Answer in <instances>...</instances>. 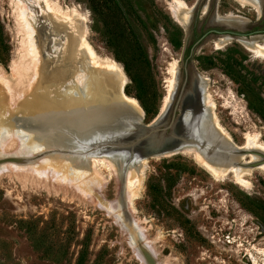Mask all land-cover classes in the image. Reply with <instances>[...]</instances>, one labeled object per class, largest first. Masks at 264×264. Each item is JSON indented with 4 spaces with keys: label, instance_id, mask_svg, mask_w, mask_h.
<instances>
[{
    "label": "rangeland",
    "instance_id": "1",
    "mask_svg": "<svg viewBox=\"0 0 264 264\" xmlns=\"http://www.w3.org/2000/svg\"><path fill=\"white\" fill-rule=\"evenodd\" d=\"M116 1L119 10L111 0H0V29L6 44L5 50L0 47V133L9 138L0 144V165L5 161L22 165L21 158L11 154L26 137V145L40 147L38 162L45 155L53 158L62 182L55 175L51 183V174L45 179L28 176L25 168L0 171V264H264V169L251 168L245 174L249 185L241 186L232 173L214 176L190 152L147 156L141 168L134 162L140 184L130 202L126 196L130 191L118 175L91 167L73 135V143L63 144L57 136L39 140L30 127L22 131L8 125L16 107L31 109L33 105L25 101L33 90L44 88L35 83L51 73L42 74L41 63L59 65L68 38L52 26L73 21L82 24L81 42L91 49L87 69L107 74L112 72L107 63L117 64L126 78L119 99L125 104L130 103L124 97L133 99L139 107V118L123 120L114 133L97 138L116 143L117 147L107 145L115 152L135 147L131 139L121 137L123 130L137 136L140 126L159 114L171 70L175 68L183 78L190 66L208 79L214 115L239 155L238 147L247 135L264 144V58L248 51L238 41L241 37L227 35L230 39L217 48L214 41L224 35L205 33L210 28L242 32L264 28V0H258L260 14L238 0H203L187 27L171 15L172 0ZM182 1L192 9L197 2ZM206 2L208 10L203 11ZM212 15L240 17L242 25L214 20ZM24 21L31 26L34 51L28 48ZM251 37L264 43V34ZM196 40L186 59V50ZM208 118L213 126V118ZM253 151L244 153L243 168L255 162ZM65 161L68 169L63 172H71L70 184L63 182L66 178L60 172ZM128 161L127 156L120 172ZM42 164L40 169L46 166Z\"/></svg>",
    "mask_w": 264,
    "mask_h": 264
},
{
    "label": "bare ground",
    "instance_id": "2",
    "mask_svg": "<svg viewBox=\"0 0 264 264\" xmlns=\"http://www.w3.org/2000/svg\"><path fill=\"white\" fill-rule=\"evenodd\" d=\"M238 1L241 4L253 5L256 8V11L260 14L261 6L258 3V0H238ZM202 10L203 11L208 10L207 2L203 6ZM170 12L173 18L176 21L180 22L183 26L187 27L190 24L192 18L191 15L192 7L186 5L182 0H172V4L170 6ZM58 13L59 12H57L56 15ZM212 18H214V20L215 19L220 21L222 20L228 24H232L236 26H241L242 25L241 19H243L240 17H217L214 15H212ZM24 27L27 36L29 38L28 48L34 51L35 45L31 38L33 33L31 26L27 21H24ZM52 28L53 31L57 33L61 28L64 31V34L68 38L66 47L62 52L63 54L62 55L60 54L61 60L60 62H58L59 65L57 66L52 65L50 67L47 64L41 63L40 65L41 73L44 75L49 74V72L51 73L46 77L42 76V78H40L38 82L35 83L36 87L43 86L44 88H42L41 91H37L36 89H35L36 91L33 90L34 92L32 93V95H30L31 97L25 101V104L33 105L31 106L32 107L31 109L25 110L23 106L22 108L18 106L16 107V110L14 114H12L10 122H7L8 125L12 124L17 128H19V130L25 129L26 127H30V129L31 128L33 129L35 138L36 139L40 138L39 140L43 139L46 141H50L52 137L55 136H57V138L58 137L61 138V141L59 139L60 141L59 143L64 142L65 144L67 142H70L72 138H74V141L80 140L79 143H80V148L82 149L81 151H83L82 153L88 159L90 166L99 169L105 168L109 172L113 171L114 173H116L118 175V178L122 180L124 187L126 186L129 188V189L127 188V190H129L130 192L127 193L126 196L130 200V202H131V198L136 194L140 184L139 180L137 179L138 177H136V172H135L136 167H134L135 165L134 162H136L137 166L141 168L143 167V165H145L147 156L163 157L181 152H190L193 154L194 158L201 165H203L206 169H208L211 172V174H213L216 177H224L228 173H232L235 182L240 184L241 186L249 185V182L246 179L245 174H248L251 171V168L256 167V168L264 169V156L261 155L264 154V144L259 143L255 135L253 136L247 135L245 143L238 147L241 150V153L239 155L238 151L235 149L236 145L230 143L229 141L231 140L230 136L223 130L221 126H219L217 122V118L214 115L213 109L215 107V103L213 101L211 93L208 91L207 88L208 79L201 75L198 76L197 73H195V76L192 79V84H191L192 88L187 89V95H186L187 97H185V99L187 98L190 100L192 98L200 102L202 107H204L208 111L207 116L213 118L214 128L218 129L222 134L225 135L226 139H224V136L222 134L221 135L223 137L216 136L215 132L218 134L217 132L218 130L213 129L212 127L209 128L208 125H206L207 123L205 124L206 126L205 131L209 134H212V136H215L216 144L221 152L210 153L207 150H200V148H198L195 144H190V143H185L181 146H176L164 152L159 150L147 151L149 147L154 146L155 142H153V140L143 141L141 145L135 146L134 148L130 149V151L128 152L127 151L115 152V149L112 150L110 146L117 147L115 146L116 143H109V142L108 144L107 142L102 143L103 140H107L105 137L114 133L116 131L115 128H117L119 123H122L123 120L129 121L130 119L132 120L135 119L136 117L139 118V109H138L139 107L137 108V105L133 99L124 97L130 104H132V106H134L135 109H133V107L130 104H125L119 99V97L122 96L121 90L125 83L126 78L124 77L123 74H121L122 72H120V69L118 68L117 64H115L114 62L107 63L108 68H111L112 70V72L107 74H103L101 71H99L100 69L99 70L87 69L89 63L87 64L86 57L88 51L91 52V49L85 47L86 44L84 43L85 44L84 46L83 42H81L82 41L81 38H83L82 36L84 35V30H83L84 28L82 24L72 21V23L69 25H65L61 27L60 23H58L56 24V26L53 25ZM229 39L230 37L227 35L220 36L219 38L216 39V41H214V45L217 48H221ZM238 41L248 51L254 53L257 56L264 58V43H259L257 41V37H251L249 39L241 37L238 38ZM96 62L97 61H95V63ZM99 64H101V62ZM171 71H172V75L168 81L169 83L166 89L167 90L166 95L163 99V103L161 104L162 106L160 108L159 114H164L165 111L167 110L169 104L172 101V96L178 85V81H177L178 75L176 74L175 68H173ZM10 102L11 101H9V103ZM100 102H109L110 104L107 107H99L97 106V103ZM207 119L209 118L207 117ZM30 121H32V123H29ZM106 126L108 127L102 129L103 127ZM18 134H20V132ZM70 134L73 135L74 137L70 136ZM79 134L85 136V138H89V140L88 139L84 140V138L82 139L75 136V135L79 136ZM5 136H6L5 133L3 132L0 133V144L2 140H5L6 138ZM100 136H105V137L104 139L102 138L103 140L101 139L98 140L97 138H99ZM25 138L26 137L21 138V140L18 142L19 146L17 150L15 151V153L11 154V156H15V155L17 157L19 156L21 158L22 165L18 167L15 166L14 162L5 161L3 162V165H0V171L10 170L13 172L15 171L18 172V170L21 171L26 170L25 172H28L26 173V175L28 174V176L37 177L38 179L41 178L45 179L47 178L46 177L47 175L51 174L52 178L49 176L48 177L51 178V183H52V179L54 178L53 176L59 174V173H55V167L52 164L53 158L51 156L46 157L45 155V158H43L42 160L39 159L40 161L38 162L35 159V157L38 155V153H40L39 145L33 144L32 146H28L24 141ZM36 139H34L33 141H36ZM100 141H102L101 142L102 144L97 143ZM145 143H148L150 145L148 146ZM248 149L254 150L252 156L255 159V162H252L251 164H247V167L243 168L242 165H240L242 163L241 159L244 158V153ZM70 150H72V148ZM0 156H2L1 152H0ZM119 156L121 157L118 158ZM127 156H128V160L130 161H128V165L124 166L122 168V172H120L121 163L127 158ZM136 157H138L139 159L131 162ZM248 162L249 161H247V163ZM42 163L46 165L44 166V169H40L41 168L40 165ZM66 163L67 162L65 161V164L63 162L64 165L61 164L62 169L60 172L63 174V179L64 176L66 178L64 179L65 181L63 182L65 184H70L71 178H69V175L71 176V172H63V169H68L67 167L68 164L66 165ZM60 175L59 176L56 175V176L59 179L58 181H60L59 183H62L60 180L61 178ZM74 178L75 180L79 179L77 177ZM74 183L75 181L72 184ZM254 264H256V262H254Z\"/></svg>",
    "mask_w": 264,
    "mask_h": 264
},
{
    "label": "water",
    "instance_id": "3",
    "mask_svg": "<svg viewBox=\"0 0 264 264\" xmlns=\"http://www.w3.org/2000/svg\"><path fill=\"white\" fill-rule=\"evenodd\" d=\"M202 1L203 0H197V2L193 5L192 11L198 10V7ZM255 32L259 31L257 30ZM206 33L232 36L235 35L246 38L247 34L252 35L254 32L246 33L230 28H210ZM195 44H197V41ZM194 45L191 48V52L194 49ZM194 76L195 71H193L192 67L190 66L189 69L185 67L183 78L180 76V73L178 74L177 81L179 83L172 96V101L165 113L159 114L151 122L145 123V127L143 124H140L141 126H139L141 127V131H138L137 136L133 137L130 135L132 132L130 133V131L123 130L124 133L121 137H127L128 140L131 139L132 146H139L143 141L153 140V142H155L154 146L149 147L147 151L159 150L164 152L176 146L190 143L195 144L198 148H200V150H207L210 153L221 152L216 144L215 136H212V134H209L205 131V124L208 122L207 111H205V108H201L200 102H198L196 99H185V97H187V89L190 88ZM188 81L189 88L187 87ZM141 123H143L142 118ZM210 123H207L209 128L212 126ZM218 134L215 132L216 136L221 137L220 134ZM145 144L148 146L150 145L148 143ZM261 155L264 156V154Z\"/></svg>",
    "mask_w": 264,
    "mask_h": 264
},
{
    "label": "flooded vegetation",
    "instance_id": "4",
    "mask_svg": "<svg viewBox=\"0 0 264 264\" xmlns=\"http://www.w3.org/2000/svg\"><path fill=\"white\" fill-rule=\"evenodd\" d=\"M209 30V29H208ZM208 30H206L205 31V33L206 32H208ZM259 31V32H255V31ZM249 32H254L253 34H264V28H262V27H257V28H255L254 30H250V31H247L246 33H249ZM204 33V34H205ZM203 34V35H204ZM252 34V35H253ZM202 35V36H203ZM216 35H220V34H216ZM252 35H250V34H247V36H246V38H249L250 36H252ZM202 36L200 37V38H202ZM199 39V38H198ZM197 41V40H196ZM195 44V42L193 43V44H191L189 47H188V49L186 50V52H185V58L187 59L188 57H189V55H190V52H191V48H192V46Z\"/></svg>",
    "mask_w": 264,
    "mask_h": 264
},
{
    "label": "trees",
    "instance_id": "5",
    "mask_svg": "<svg viewBox=\"0 0 264 264\" xmlns=\"http://www.w3.org/2000/svg\"><path fill=\"white\" fill-rule=\"evenodd\" d=\"M112 2L114 3V6L116 7V9L119 10V8H118L119 6H118L117 1L116 0H111L110 3H112ZM2 36H3L2 35V30L0 29V47H2V50L3 49L5 50L6 44H5L4 39H3ZM135 42H136V44H139V42L136 39H135ZM138 49H139L140 53L143 54V51H142L141 47H139V45H138ZM123 66H124L125 70L128 68V66L126 64H124Z\"/></svg>",
    "mask_w": 264,
    "mask_h": 264
}]
</instances>
